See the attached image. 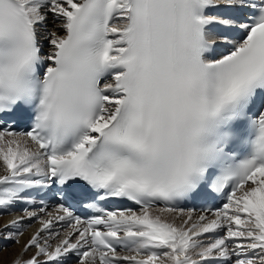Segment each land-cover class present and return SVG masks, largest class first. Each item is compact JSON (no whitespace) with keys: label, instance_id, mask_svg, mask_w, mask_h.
<instances>
[{"label":"snow or ice","instance_id":"snow-or-ice-1","mask_svg":"<svg viewBox=\"0 0 264 264\" xmlns=\"http://www.w3.org/2000/svg\"><path fill=\"white\" fill-rule=\"evenodd\" d=\"M0 166L12 264H264V0H0Z\"/></svg>","mask_w":264,"mask_h":264},{"label":"bare ground","instance_id":"bare-ground-1","mask_svg":"<svg viewBox=\"0 0 264 264\" xmlns=\"http://www.w3.org/2000/svg\"><path fill=\"white\" fill-rule=\"evenodd\" d=\"M2 171H3V169H2V166H0V173H2ZM4 217V215L2 216V218ZM2 218H1V220H2ZM11 219V216H7L6 218H5V220H7V221H9ZM169 219H171V217H169ZM177 223H179V220L177 219ZM0 224L1 225H3L4 224V222H0ZM28 233H29V235H28ZM28 233L27 232H24V235L22 236V237H20V240L21 241H23V245H14L13 246V248L12 249H9V250H7L6 249V251H4L5 250V248H8L9 246H12V244L11 245H9V246H7V247H5L4 248V250L3 249H0V251L2 252V253H0V257H2V256H4V255H6V254H8V252H10L11 251V256H10V258H8V257H6L5 256V260L3 261V262H0V264H9V262H10V264H12V261H13V258L14 257H17V256H24L25 258H27V255L28 254H30L31 252L29 251V252H27V253H25V254H27V255H24V253L23 252H21V250L23 249V246H24V244L27 242V240L30 238V236H31V234H32V231H31V229H28ZM20 241V242H21ZM33 250V249H32ZM34 251H35V249H34ZM17 255V256H16ZM31 255V254H30ZM1 259V258H0ZM4 259V258H3ZM8 260H9V262H8Z\"/></svg>","mask_w":264,"mask_h":264},{"label":"rangeland","instance_id":"rangeland-1","mask_svg":"<svg viewBox=\"0 0 264 264\" xmlns=\"http://www.w3.org/2000/svg\"><path fill=\"white\" fill-rule=\"evenodd\" d=\"M20 241H21V240H20ZM22 243H23V241H21L19 244H20V245H23ZM15 244H16V243H12V246H9L8 248H5V250H4V249H3V250L6 251V249H7V250L12 249L13 246H14ZM19 244H16V245H19ZM2 252H3V251H2ZM2 252L0 251V253H2ZM21 252H22V250H21ZM30 252H31L30 254L32 255V252H34V249L31 250ZM10 254H11V251L8 252V254H6V255L0 257V258H1V259H0V262H3V261L5 260V256L8 257V258H10V256H11ZM27 254H28V253H27ZM27 254L24 253V255H27ZM30 254H28L27 256H31ZM16 256H17V255H16ZM3 258H4V259H3ZM14 259H15V258H14ZM8 262H9V260H8ZM9 264H10V262H9Z\"/></svg>","mask_w":264,"mask_h":264}]
</instances>
